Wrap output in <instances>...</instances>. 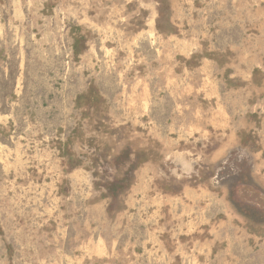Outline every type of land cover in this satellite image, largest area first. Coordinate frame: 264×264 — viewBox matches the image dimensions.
Segmentation results:
<instances>
[{"label":"rangeland","instance_id":"374dc122","mask_svg":"<svg viewBox=\"0 0 264 264\" xmlns=\"http://www.w3.org/2000/svg\"><path fill=\"white\" fill-rule=\"evenodd\" d=\"M0 264H264V0H0Z\"/></svg>","mask_w":264,"mask_h":264}]
</instances>
